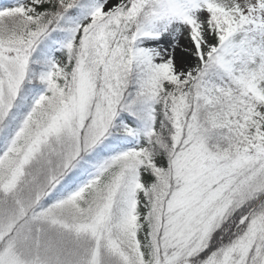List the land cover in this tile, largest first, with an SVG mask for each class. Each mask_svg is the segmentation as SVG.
Instances as JSON below:
<instances>
[{"label":"snow or ice","instance_id":"snow-or-ice-1","mask_svg":"<svg viewBox=\"0 0 264 264\" xmlns=\"http://www.w3.org/2000/svg\"><path fill=\"white\" fill-rule=\"evenodd\" d=\"M0 264H264V0L0 6Z\"/></svg>","mask_w":264,"mask_h":264},{"label":"rangeland","instance_id":"rangeland-1","mask_svg":"<svg viewBox=\"0 0 264 264\" xmlns=\"http://www.w3.org/2000/svg\"><path fill=\"white\" fill-rule=\"evenodd\" d=\"M162 42H163L165 45H167V44L170 42V40H169L168 37H165L164 40H163ZM180 43H181V44H186V40H185L183 37H181V39H180ZM179 54H180V51H179V49H177V55L179 56Z\"/></svg>","mask_w":264,"mask_h":264},{"label":"trees","instance_id":"trees-1","mask_svg":"<svg viewBox=\"0 0 264 264\" xmlns=\"http://www.w3.org/2000/svg\"><path fill=\"white\" fill-rule=\"evenodd\" d=\"M13 2H14V0H0V6H7Z\"/></svg>","mask_w":264,"mask_h":264}]
</instances>
